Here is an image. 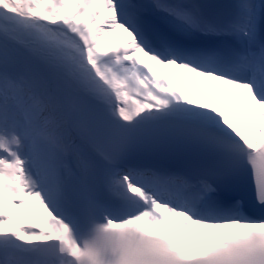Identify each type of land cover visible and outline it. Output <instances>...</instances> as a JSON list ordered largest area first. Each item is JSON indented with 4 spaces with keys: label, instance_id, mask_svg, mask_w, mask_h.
<instances>
[{
    "label": "snow or ice",
    "instance_id": "1",
    "mask_svg": "<svg viewBox=\"0 0 264 264\" xmlns=\"http://www.w3.org/2000/svg\"><path fill=\"white\" fill-rule=\"evenodd\" d=\"M114 259L264 264V0H0V264Z\"/></svg>",
    "mask_w": 264,
    "mask_h": 264
},
{
    "label": "clouds",
    "instance_id": "2",
    "mask_svg": "<svg viewBox=\"0 0 264 264\" xmlns=\"http://www.w3.org/2000/svg\"><path fill=\"white\" fill-rule=\"evenodd\" d=\"M112 264H120L119 259H114V260L112 261Z\"/></svg>",
    "mask_w": 264,
    "mask_h": 264
},
{
    "label": "bare ground",
    "instance_id": "3",
    "mask_svg": "<svg viewBox=\"0 0 264 264\" xmlns=\"http://www.w3.org/2000/svg\"><path fill=\"white\" fill-rule=\"evenodd\" d=\"M160 74L163 75L164 74V70H162Z\"/></svg>",
    "mask_w": 264,
    "mask_h": 264
}]
</instances>
